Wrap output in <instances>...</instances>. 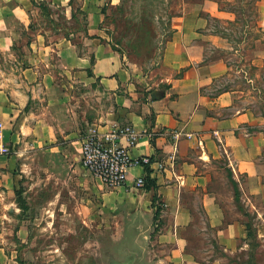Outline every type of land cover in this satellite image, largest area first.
<instances>
[{
    "label": "crops",
    "instance_id": "obj_1",
    "mask_svg": "<svg viewBox=\"0 0 264 264\" xmlns=\"http://www.w3.org/2000/svg\"><path fill=\"white\" fill-rule=\"evenodd\" d=\"M178 1L155 65L145 71L113 37L109 19L123 0H0L9 51L17 26L33 25L19 81L0 82V123L11 151L0 155V264H18L9 220L31 162L76 153L84 170V139L114 126L133 127L139 138L129 154L149 156L163 170L134 167L118 188L85 170L79 178L69 171L68 182L83 194L90 176L108 208L128 219L149 263L264 264V101L253 87L264 67V0L245 25L216 0ZM250 48L251 59L242 53ZM231 73L245 86L228 84ZM138 177L148 186L135 188Z\"/></svg>",
    "mask_w": 264,
    "mask_h": 264
},
{
    "label": "rangeland",
    "instance_id": "obj_2",
    "mask_svg": "<svg viewBox=\"0 0 264 264\" xmlns=\"http://www.w3.org/2000/svg\"><path fill=\"white\" fill-rule=\"evenodd\" d=\"M250 1L220 0L221 4L241 7L240 17L252 22L253 2L247 4ZM177 5L178 0H124L120 12L112 13L109 20L114 22V40L119 50L133 56V65L145 71L155 65L154 58L168 37L169 18L177 13ZM82 23L79 18L77 24ZM48 24L42 22L43 26ZM29 26L28 30L22 25L17 26L18 35L10 51L0 33V82L9 77L10 80L4 82L6 87L19 81L20 67L25 66L21 60L27 55L23 46L32 38L33 25ZM232 39L240 41L241 34L236 33ZM250 43L249 40L247 45ZM242 53L251 59V48ZM230 62L238 69L242 66L236 58ZM245 72L248 77L247 70ZM259 73L253 87L257 86V90L263 92L259 96L264 101V67ZM230 75L228 84L233 81L239 87L245 86L239 75ZM71 170L78 171V176H72L74 178L85 172L80 168L76 153L65 159L35 160L27 169V177L21 181L23 185L19 188L9 220L18 264H108L110 257L122 260L128 249L141 250L132 242L137 233L129 230L128 219L108 208L109 203L97 194L90 176L89 191L83 194L78 186L71 185L67 174ZM140 253L141 259L151 264ZM157 259L155 257L154 262Z\"/></svg>",
    "mask_w": 264,
    "mask_h": 264
},
{
    "label": "built area",
    "instance_id": "obj_3",
    "mask_svg": "<svg viewBox=\"0 0 264 264\" xmlns=\"http://www.w3.org/2000/svg\"><path fill=\"white\" fill-rule=\"evenodd\" d=\"M178 137L179 133H174ZM188 139L190 135L186 136ZM139 134L131 126H114L106 132L91 131L82 142L80 163L82 168L99 179L107 188L122 187L127 182L130 169L141 167L162 171L164 165L149 156L132 157L127 150L134 145ZM10 149L3 139L0 123V155H9ZM137 189L144 188V178L134 182Z\"/></svg>",
    "mask_w": 264,
    "mask_h": 264
},
{
    "label": "trees",
    "instance_id": "obj_4",
    "mask_svg": "<svg viewBox=\"0 0 264 264\" xmlns=\"http://www.w3.org/2000/svg\"><path fill=\"white\" fill-rule=\"evenodd\" d=\"M124 1V0H123ZM219 4H220V0H216ZM242 1V0H241ZM256 1L257 0H252V1H250V2H247V4H250V3H252L253 4V6H254V4L256 3ZM223 8H226L227 10H230V11H232L234 14H236V16H237V20L234 22L235 24H239L240 22H242L244 25H245V22L246 21H244L241 17H240V15L242 14V8L241 7H239V6H237V7H235V6H233L232 4H225V6L223 7ZM231 40H233V42H235V43H239L240 41H236V40H234V39H231ZM147 172H149V170L146 168L145 169ZM231 183H232V186H233V189H234V196H235V200H237L238 199V189H237V185H236V183L234 182V181H231ZM148 186V181H147V179H145L144 178V188L145 187H147ZM246 229H247V235H248V238L249 239H252V237H253V230H252V227H251V225L249 224V223H247L246 224ZM254 245V244H253ZM251 262V261H250ZM249 262V263H250Z\"/></svg>",
    "mask_w": 264,
    "mask_h": 264
},
{
    "label": "water",
    "instance_id": "obj_5",
    "mask_svg": "<svg viewBox=\"0 0 264 264\" xmlns=\"http://www.w3.org/2000/svg\"><path fill=\"white\" fill-rule=\"evenodd\" d=\"M141 259V253L137 250H126L122 260H117L112 257L109 258L108 264H148Z\"/></svg>",
    "mask_w": 264,
    "mask_h": 264
}]
</instances>
